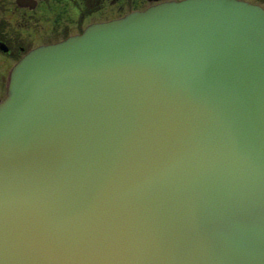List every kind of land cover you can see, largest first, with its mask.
<instances>
[{
	"label": "water",
	"instance_id": "1",
	"mask_svg": "<svg viewBox=\"0 0 264 264\" xmlns=\"http://www.w3.org/2000/svg\"><path fill=\"white\" fill-rule=\"evenodd\" d=\"M0 264H264V10L169 3L26 56Z\"/></svg>",
	"mask_w": 264,
	"mask_h": 264
},
{
	"label": "flooded vegetation",
	"instance_id": "2",
	"mask_svg": "<svg viewBox=\"0 0 264 264\" xmlns=\"http://www.w3.org/2000/svg\"><path fill=\"white\" fill-rule=\"evenodd\" d=\"M185 0H0V103L13 68L33 50L82 35L89 27ZM264 10V0H237Z\"/></svg>",
	"mask_w": 264,
	"mask_h": 264
},
{
	"label": "bare ground",
	"instance_id": "3",
	"mask_svg": "<svg viewBox=\"0 0 264 264\" xmlns=\"http://www.w3.org/2000/svg\"><path fill=\"white\" fill-rule=\"evenodd\" d=\"M7 97H8V95L6 96V98H7ZM6 98H5V99H6Z\"/></svg>",
	"mask_w": 264,
	"mask_h": 264
}]
</instances>
